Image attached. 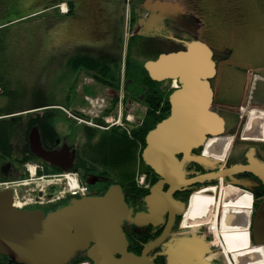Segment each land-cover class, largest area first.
Returning <instances> with one entry per match:
<instances>
[{
	"label": "flooded vegetation",
	"instance_id": "flooded-vegetation-1",
	"mask_svg": "<svg viewBox=\"0 0 264 264\" xmlns=\"http://www.w3.org/2000/svg\"><path fill=\"white\" fill-rule=\"evenodd\" d=\"M73 1L74 6L77 7L80 2L85 0ZM98 1L97 8L102 14V3L101 0ZM156 1L158 0H142L139 7L142 14L144 12V15L142 19L139 16L133 23V26H137V37L141 33L146 46L148 45L149 48H160V42L171 46L170 50H161V54L164 51L172 52L180 50V48L183 49L184 44L192 40H201L206 43L203 40V36L210 33L211 25L209 19H207V14L210 12L206 11L205 7H202L203 0H185L187 6H184L186 11L183 15V21L178 16L177 21H167L162 26H156V24L154 26L152 23V20L157 21L158 17L160 19L161 8L156 7V13L143 8L144 3L146 7L153 8L154 5L152 3ZM249 1L251 0L218 1L216 15L219 16L221 14V22L225 21V27L228 26L227 29L229 31L227 30V33L231 31L239 36H244L245 39H248L254 33L253 29H256V27L253 28L246 21L247 14H250V19L255 20L253 19L251 8H249L251 5ZM56 2H59V0L54 1V3ZM129 2L132 3V0H129ZM203 11L206 13H203ZM102 18H104V15L101 16ZM225 36L227 41L229 35L226 34ZM226 41L223 42L226 43ZM229 49L232 48L230 46L226 48V57L214 58L217 73L211 80V86L214 90V101H222L227 106L225 111H221L215 106L214 102L212 108L224 119V132L216 137H208L201 147L190 153L189 161L182 166L185 180L202 181L177 190L172 195L176 206L157 217L153 216L152 206L148 198L152 189L156 185H160V182L164 180L144 164L138 165L137 171H135L133 176V154L135 150L133 140L135 139L134 137L149 131L146 119L148 106L153 101V96L159 98L160 93V104L158 105L160 107V117L164 113L169 112L166 98H164L168 89H163V83H160L155 89H151L148 80L142 74H137L140 79L130 80L129 85L126 82L123 92L127 98V113L133 109V105L136 102L146 105V112L142 118L136 117V121L133 125H130L132 127L131 132L125 133L122 129L113 128V126L105 128L104 130L108 131L107 135H113V140L111 141L100 140L92 145L88 140H85L94 139L97 136V132L92 127H88L89 122L87 121L91 120V124L98 125L100 124L99 118L90 119L88 116L73 113L75 115L73 117L74 120L79 117L84 122V125L87 126H85L86 128L83 127L81 131V141L77 137L79 132L78 121L69 120L72 117L71 115L64 118L63 123L66 129L61 136H56L53 128L55 121L58 119V114L51 111L53 109L46 113L45 118L49 121V124L46 125V131H43L41 124L37 123L43 147L49 151H63L65 161L60 163L61 166L67 172H76L80 179H86L89 182L91 197L100 196L112 185L117 184L122 188L129 210L128 217L121 225L128 242L127 249L136 255H145L152 264H169L168 252L172 246L180 247L181 244L189 247H192V244L193 249L203 250V256L198 260H190L189 264H235L230 258V253L236 256H245L243 248L251 247L252 244L250 237L252 207V235L254 236L255 230L258 229L255 222L257 218L261 220L260 223L264 227V140H245L243 138V131L250 111L254 110L264 114V74H261V72H264V63L254 62L251 58L242 59L250 61L248 66H251L252 73L249 74L248 78L241 77L243 87L240 89V80L236 71L240 67L234 63L236 58L233 57V51H229ZM108 57L110 59L112 55ZM260 66L263 68H259ZM219 72L222 76L225 90L217 84ZM111 90L113 96L111 107L114 104L118 113L119 90L115 88ZM137 91H139V94H137ZM114 109L116 110L115 107H112L111 113L113 114ZM112 116L116 122L118 116ZM121 118L122 122H128L127 118ZM212 140H222V143L229 141L227 144L230 149L222 150L217 148L218 155H221V151H225L226 154L214 157V149L207 148V144ZM103 146H107L111 150L119 148L121 155H117L118 159L115 156L116 153L111 157L103 158L100 148ZM184 159V155L178 156L180 163ZM16 163V161H6L3 152L0 150V180L5 176L15 178L19 175L20 171ZM43 164L46 169L51 171H64L56 165L46 162ZM235 168H243V172L227 174L226 183L223 185L219 183L218 179L212 178L214 174H223L225 171H232ZM169 190L170 187L164 185L162 193L167 194ZM199 190L201 191L197 192ZM223 193L236 200L231 205L232 208L229 212L232 213V216L237 214H234L237 205L244 204L246 206L248 213L245 224L226 226V229L223 227L222 224L224 222L226 224L230 223L229 217L222 219L221 206L223 204L220 202V197ZM73 200L62 202V207L70 204ZM42 210L48 213L45 208H42ZM138 216H141L143 221L141 226L134 222ZM216 240L220 245L216 243ZM256 243L253 237V244L255 245ZM260 243L264 245V242ZM255 248L258 249L255 261L264 264L262 248ZM245 263L249 264L246 260ZM0 264L16 263L8 257L0 255Z\"/></svg>",
	"mask_w": 264,
	"mask_h": 264
},
{
	"label": "rangeland",
	"instance_id": "rangeland-1",
	"mask_svg": "<svg viewBox=\"0 0 264 264\" xmlns=\"http://www.w3.org/2000/svg\"><path fill=\"white\" fill-rule=\"evenodd\" d=\"M13 1H15V5L11 3L8 8L12 12L15 8L20 10L23 16L41 12L37 13V16H31L14 25L8 24L5 28L0 27V38L3 36L5 41L0 44V66L2 62L0 67V121L7 120L14 124L9 141L4 147L3 155L6 161L17 162L16 165L20 172L16 179H21L20 185H23L15 189L21 200L23 195H26L22 202H28L31 199L36 200L37 197L41 196L44 202L52 201L43 206L46 211H52L59 203L58 197L66 195V191L63 184H55L60 183L58 182L59 178L40 180L38 177H34L33 179L25 170L23 171L25 169L23 165L26 164L45 167L40 161L34 160L28 155L27 135L31 127L40 123L43 131H46V125L49 124V121L45 117L51 109H53L51 110L53 113L59 116L60 109L64 108L67 111L72 110L74 113L88 116L90 119L99 118L102 120L104 116L106 117V113L112 110L110 106L113 96L112 90L109 88L123 89L129 71L134 68H141L157 52L170 50L171 46L160 42V48H149L141 36L137 37V26L132 24L139 16L144 15L139 7L142 0H132V6L128 5L129 0H114L111 4V0H101L102 14L97 8L98 0H85L75 7L72 18L63 15L59 8L54 7L46 10L56 0ZM218 1L203 0L202 7L210 12L207 14V19L211 25L210 33L204 35L203 40L213 49L216 59L227 55L226 48L228 46L232 48L229 51H233V57L236 58L234 63L240 67L236 71L241 89L243 87L241 77L248 78L249 74L252 73L251 66H248L250 61L242 59L251 58L254 62L264 63V0L249 1V4H253L254 9H251V13L254 16L253 19L256 20L253 27L256 29H253L254 33L248 39L231 31L227 33L229 31L228 26L225 27V21L221 22V14L216 15ZM66 2L74 1L60 0L59 5L64 8ZM186 3L185 0H160L158 6H171L168 10L176 12L179 10L185 14L184 6ZM0 13L1 18L3 12L0 11ZM203 13L206 12L203 11ZM102 15L104 18L101 19ZM167 21H177V19L168 16L162 22V18L160 20L158 17L156 25L162 26ZM226 34L229 35L227 41ZM82 52H88L91 56L95 55L102 64H110L108 69H104L103 66L84 69L80 66L82 61L79 60L78 64L71 62V58ZM108 52L112 53L114 63L110 61L108 56L111 54ZM68 62L71 63L73 69L72 66L70 69L66 67ZM259 68L263 67L260 66ZM218 79L217 84L224 89L220 72ZM123 94L120 93L119 95L121 101L119 102L118 113L122 112V117L128 118L130 125H133L136 117L142 118L145 115L146 105L136 102L133 109L127 113V98L125 99ZM112 107H115L116 110L111 115L117 116V107L114 104ZM6 115L12 116L7 118ZM69 120L74 122L72 118ZM79 120H77L79 124L77 137L81 141V131L83 127L86 128L87 126L84 125L81 118ZM87 122L91 123L92 121ZM125 128L132 131L131 126H125ZM65 129L64 123H57L56 136H61ZM92 129L97 132V136L94 139H85L92 145L100 140L111 141L113 139V135H107L106 130L96 128L94 125ZM243 138L245 140H264V114L254 110L250 112L243 131ZM218 141L222 142V140ZM140 143L134 158L136 159L135 162L141 166L143 165L141 158L143 143ZM116 158L118 159V157ZM44 172L46 175L56 174L46 168ZM78 179L83 186L89 184L86 179L79 177ZM51 181L55 186L48 184ZM235 201L226 193L220 197V202L223 204L221 206L222 219L228 217L230 219V223L224 222L222 224L225 229L226 226L246 223L248 209L244 204L236 206L234 214H237L235 216L229 213L232 208L231 205ZM255 222L258 229L255 230L254 240L259 243L264 242V227L260 223L261 220L257 218ZM216 243L220 245L217 240ZM261 248L264 254V248ZM243 250L245 256H236L230 253V258L235 264H246L245 260L249 264H260L255 261L258 254L257 248L251 244V247L248 246ZM79 259L81 261L75 264H85L88 261L83 257H79Z\"/></svg>",
	"mask_w": 264,
	"mask_h": 264
},
{
	"label": "water",
	"instance_id": "water-1",
	"mask_svg": "<svg viewBox=\"0 0 264 264\" xmlns=\"http://www.w3.org/2000/svg\"><path fill=\"white\" fill-rule=\"evenodd\" d=\"M144 68L154 81L178 80L181 86L170 96V116L147 134L143 152L144 162L164 180L152 189L148 198L153 216L157 217L176 206L172 195L177 190L202 181H186L182 166L208 136L224 132L225 122L212 110L214 94L210 80L216 74V64L206 44L191 42L184 51L162 54ZM181 120L187 127L184 132H176ZM28 140L34 156L66 171L60 164L65 161L63 151L45 150L37 127L31 130ZM180 155L185 156L182 163L178 160ZM235 172H243V168L214 174L212 178L223 179ZM164 185L170 187L167 194L162 193ZM128 214L120 186L110 187L101 197L73 200L47 215L41 210H16L11 192L2 191L0 255L16 264H70L82 253L92 264H152L145 255L128 252L121 227ZM135 223L143 224L141 216ZM191 246H172L169 264H189L190 260L203 256L202 249ZM256 247L264 245L257 242Z\"/></svg>",
	"mask_w": 264,
	"mask_h": 264
},
{
	"label": "trees",
	"instance_id": "trees-1",
	"mask_svg": "<svg viewBox=\"0 0 264 264\" xmlns=\"http://www.w3.org/2000/svg\"><path fill=\"white\" fill-rule=\"evenodd\" d=\"M113 1L114 0H111L110 4ZM14 2L15 1H13V0H0V11L3 12V16L1 15L2 17L0 18V27L7 25L11 22H14V21L18 20L19 18L24 17L22 15V13L20 12V10H18L17 8H15L14 12H12L11 10H8L11 3H13L15 5ZM59 2H60V0H59ZM16 3H18V2H16ZM68 4H69L71 12H74L75 6H74L73 2H71V3L68 2ZM28 15H30V14H28ZM28 15H26V16H28ZM0 33H1V31H0ZM3 42H5V41H4V37L2 36V38H0V44H3ZM86 59L87 60L85 62L83 61V59H81L80 61H82L83 63H80V65L83 64V66L88 67V69H94V68H97L98 66L101 67L100 64L96 60H94L92 58H86ZM76 64H77V62H76ZM1 66H2V62H1ZM142 75L145 76V78L148 80L149 86L151 89H155L156 86L160 85V83H157V82L151 80L149 78V76L147 75V73L143 69H142ZM129 78L136 79L137 75L130 72ZM161 98H163V96H161ZM164 98H166V103H167V106L169 108L167 95H165ZM157 99H158V101H156ZM159 104H160V93H159V98H157L156 96H153V101H151V104L148 106L147 119H146V124H147L148 130L153 129L157 123H159L162 119H164L165 117H167L169 115V112H167V113H164V115L160 117V107H158ZM5 112H8V111H5ZM13 127H14V124L11 121H7V120L0 121V150L3 153H4V147L8 143L9 138L11 136ZM145 135H146V133L140 134L139 136L134 137L135 139L133 140L134 149H135L134 154H133V176L135 175L134 168H136V162H135L136 159L134 158V156L137 154L136 149L138 148V145L141 144L140 142L143 143V147H144ZM126 147H127V145H126ZM228 147H229V145L227 143H225V142L222 143L218 140H216V141L212 140L207 144V148H213L214 149L213 150V156L214 157L222 156L223 154L224 155L226 154L225 151H223V152L221 151L220 152L221 155H218V152H217L218 149L217 148H221L222 150H225V149H228ZM100 148H101V156L103 158H106L107 156L111 157L114 155V153H116L115 156H117L119 154L121 155V153L119 152L120 151L119 148L115 149V150H111L107 146H103ZM122 148H124V147H122ZM83 259H87V258L83 257ZM78 261H81V260L78 258V259L73 261V264H75Z\"/></svg>",
	"mask_w": 264,
	"mask_h": 264
},
{
	"label": "built area",
	"instance_id": "built-area-1",
	"mask_svg": "<svg viewBox=\"0 0 264 264\" xmlns=\"http://www.w3.org/2000/svg\"><path fill=\"white\" fill-rule=\"evenodd\" d=\"M43 178H45V177H43ZM43 178H41V179H43ZM52 178H59L58 182H60L63 178H66L67 181H66L65 191H66V193H70L73 196H76L78 194L85 195V193L87 192V189L86 188H79L78 187L77 180L74 177H71L69 175H66L64 177H62V176H54ZM51 182H53V181H51ZM9 185L10 184H8V183H0V187H2V186L3 187H8ZM14 185H17V184H14ZM15 199H16V204L19 203L21 205V207H23L26 204H28L27 201L26 202L25 201L22 202L19 199V195L16 194V192H15ZM58 199H59V197H58Z\"/></svg>",
	"mask_w": 264,
	"mask_h": 264
},
{
	"label": "bare ground",
	"instance_id": "bare-ground-1",
	"mask_svg": "<svg viewBox=\"0 0 264 264\" xmlns=\"http://www.w3.org/2000/svg\"><path fill=\"white\" fill-rule=\"evenodd\" d=\"M182 127H183V129L181 130ZM186 127H187V123L184 120H181L180 123L178 124V126L176 127V130L175 131L176 132H182V131L184 132V130H185ZM32 177H35V173L34 172H32ZM206 196H207V194H206ZM16 206L17 207H21V205L19 203H17Z\"/></svg>",
	"mask_w": 264,
	"mask_h": 264
},
{
	"label": "crops",
	"instance_id": "crops-1",
	"mask_svg": "<svg viewBox=\"0 0 264 264\" xmlns=\"http://www.w3.org/2000/svg\"><path fill=\"white\" fill-rule=\"evenodd\" d=\"M253 1H257L258 2V0H253ZM251 2V1H250ZM249 8H251V9H254L253 8V4H251L250 6H249ZM246 21H247V23L249 22L250 23V25L252 26V27H254V23H255V20H252V19H250V14H247V17H246ZM226 57V56H225ZM256 79V78H255Z\"/></svg>",
	"mask_w": 264,
	"mask_h": 264
}]
</instances>
